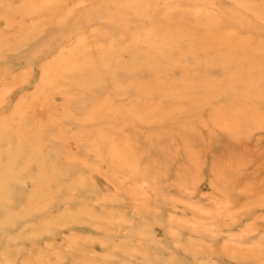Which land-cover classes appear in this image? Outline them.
Masks as SVG:
<instances>
[{"label":"rangeland","instance_id":"1","mask_svg":"<svg viewBox=\"0 0 264 264\" xmlns=\"http://www.w3.org/2000/svg\"><path fill=\"white\" fill-rule=\"evenodd\" d=\"M0 264H264V0H0Z\"/></svg>","mask_w":264,"mask_h":264}]
</instances>
